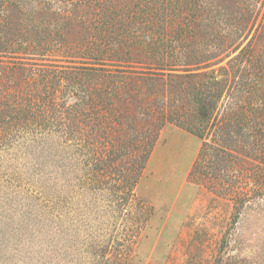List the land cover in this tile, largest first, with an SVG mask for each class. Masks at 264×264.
I'll return each instance as SVG.
<instances>
[{
    "label": "trees",
    "instance_id": "16d2710c",
    "mask_svg": "<svg viewBox=\"0 0 264 264\" xmlns=\"http://www.w3.org/2000/svg\"><path fill=\"white\" fill-rule=\"evenodd\" d=\"M228 1L0 0V150L8 153L0 167L30 176L19 203L16 187L0 184L9 203L0 204V221L17 205L21 218L0 230V264H64V247L80 232L79 264H134L153 214L135 187L166 123L200 139L189 174L229 196L235 215L250 190L237 178L264 189V47L253 44L264 40V8L239 48L264 0ZM71 22L88 36L69 38ZM198 33L214 51L192 53ZM58 58L79 64L19 60ZM188 77L182 100L179 79ZM18 157L28 163L23 173L9 163Z\"/></svg>",
    "mask_w": 264,
    "mask_h": 264
},
{
    "label": "rangeland",
    "instance_id": "374dc122",
    "mask_svg": "<svg viewBox=\"0 0 264 264\" xmlns=\"http://www.w3.org/2000/svg\"><path fill=\"white\" fill-rule=\"evenodd\" d=\"M218 2L230 3L228 0H218ZM263 8L264 5L260 14L254 20L252 30L239 48L254 34ZM87 30L71 22L66 29V33L69 38L74 40V38L87 37L89 32ZM189 39L192 53H204L208 49L214 51L213 45L206 43L207 36L204 34L198 33V35ZM253 42L256 48L264 47L263 39ZM238 49L231 55L237 53ZM227 59L228 57L208 68H217L219 65L224 64ZM6 60L17 61L18 59ZM19 60L59 65L79 64L78 62H66L63 59ZM5 63L10 65L12 62ZM203 69L192 70V72ZM177 72L183 73L180 70ZM179 80H183L181 94L182 100H184L187 90L185 86L189 82L192 83L193 79L188 77ZM42 134H47V130H44ZM199 148L200 139L174 123H166L160 129L141 173L140 180L135 187L139 197L152 206L153 214L142 229L134 246V264H215L218 257L228 264H264V189L257 193L252 178L241 176L237 178L235 184H240L243 186L242 188H249L250 190L247 192L248 198L244 206L235 215L233 202L229 196L217 193L207 177L203 178L204 181L201 182L199 179L197 182L193 179L192 174H189ZM14 152L18 153L16 149L13 150ZM64 152L66 155L70 150L65 148ZM0 155L6 157L8 153L5 150H0ZM4 161L6 159H3L1 163ZM9 163L16 165L21 173L28 166L24 157H18ZM5 166L0 167V184L7 186L11 182L17 190L15 195L22 197L17 200L19 203V201L25 199L23 197L26 195V189L30 190L28 184L30 176L6 175V172L10 171L13 166ZM50 171V168L47 167L45 183L51 178L53 172ZM247 172L252 173L253 168L251 167ZM63 176V180L59 182V185H63L65 189L62 195L64 209L66 210V208L70 209L68 202L70 200L69 187L66 185L68 182L64 178L72 176L71 174ZM8 192L9 190H7ZM4 200L5 198L0 200V204L2 202L9 204ZM80 200L81 198L75 199V209L78 208ZM2 209L4 208H0V210ZM18 212V205L15 208H7L6 211H3L4 217L2 218L3 221H0V230H10L16 227L18 219H21ZM67 221L69 225L70 220L67 219ZM103 222L106 224L107 220L105 219ZM82 237L83 233L80 232L73 244L68 243L64 247L66 251L63 257L64 264H79L83 261L85 252L76 243ZM41 252L43 253V251ZM36 254L34 253V255Z\"/></svg>",
    "mask_w": 264,
    "mask_h": 264
}]
</instances>
